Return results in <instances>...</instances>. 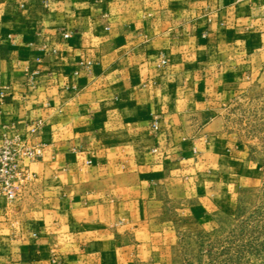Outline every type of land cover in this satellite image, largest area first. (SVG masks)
<instances>
[{"label": "crops", "instance_id": "1", "mask_svg": "<svg viewBox=\"0 0 264 264\" xmlns=\"http://www.w3.org/2000/svg\"><path fill=\"white\" fill-rule=\"evenodd\" d=\"M259 76L264 0H0V145L44 121L0 264H164L248 179L222 112Z\"/></svg>", "mask_w": 264, "mask_h": 264}, {"label": "rangeland", "instance_id": "2", "mask_svg": "<svg viewBox=\"0 0 264 264\" xmlns=\"http://www.w3.org/2000/svg\"><path fill=\"white\" fill-rule=\"evenodd\" d=\"M222 113L250 174L230 208L202 223L178 222L179 240L164 264H264V76L235 87Z\"/></svg>", "mask_w": 264, "mask_h": 264}, {"label": "built area", "instance_id": "3", "mask_svg": "<svg viewBox=\"0 0 264 264\" xmlns=\"http://www.w3.org/2000/svg\"><path fill=\"white\" fill-rule=\"evenodd\" d=\"M64 39L69 38V33L62 34ZM159 66L166 67L169 59L165 54L159 55ZM90 66L91 62L82 63ZM38 71L28 77V84L33 86ZM6 98L5 90L0 91V102ZM43 119H38L25 134L14 132L13 135H4L0 145V197L5 200L6 206L11 209L23 200L26 192L35 181L36 175L30 170V164L41 157V145H35L32 137L43 127ZM157 130V122L154 124Z\"/></svg>", "mask_w": 264, "mask_h": 264}]
</instances>
